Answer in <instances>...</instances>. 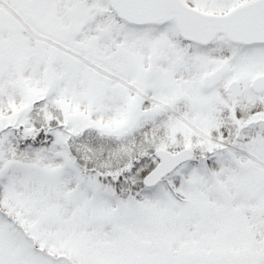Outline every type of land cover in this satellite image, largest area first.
Segmentation results:
<instances>
[{
	"label": "snow or ice",
	"instance_id": "obj_1",
	"mask_svg": "<svg viewBox=\"0 0 264 264\" xmlns=\"http://www.w3.org/2000/svg\"><path fill=\"white\" fill-rule=\"evenodd\" d=\"M0 264H264V0H0Z\"/></svg>",
	"mask_w": 264,
	"mask_h": 264
}]
</instances>
